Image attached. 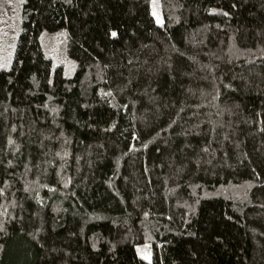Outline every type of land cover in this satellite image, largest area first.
<instances>
[{
  "label": "trees",
  "instance_id": "obj_1",
  "mask_svg": "<svg viewBox=\"0 0 264 264\" xmlns=\"http://www.w3.org/2000/svg\"><path fill=\"white\" fill-rule=\"evenodd\" d=\"M158 1L0 0V264H264V0Z\"/></svg>",
  "mask_w": 264,
  "mask_h": 264
},
{
  "label": "rangeland",
  "instance_id": "obj_2",
  "mask_svg": "<svg viewBox=\"0 0 264 264\" xmlns=\"http://www.w3.org/2000/svg\"><path fill=\"white\" fill-rule=\"evenodd\" d=\"M151 9H152V12L155 16L156 21L159 23L163 22V14H162L161 9L159 7V1L158 0H152ZM6 52L0 53V64H2V65L6 64V58L5 57L8 56Z\"/></svg>",
  "mask_w": 264,
  "mask_h": 264
},
{
  "label": "snow or ice",
  "instance_id": "obj_3",
  "mask_svg": "<svg viewBox=\"0 0 264 264\" xmlns=\"http://www.w3.org/2000/svg\"><path fill=\"white\" fill-rule=\"evenodd\" d=\"M113 35H115V33H113Z\"/></svg>",
  "mask_w": 264,
  "mask_h": 264
}]
</instances>
